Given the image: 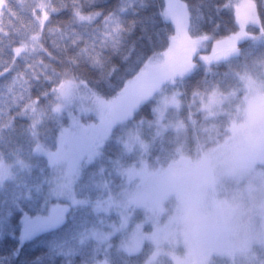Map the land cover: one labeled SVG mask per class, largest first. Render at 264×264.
<instances>
[{
  "label": "rangeland",
  "instance_id": "obj_1",
  "mask_svg": "<svg viewBox=\"0 0 264 264\" xmlns=\"http://www.w3.org/2000/svg\"><path fill=\"white\" fill-rule=\"evenodd\" d=\"M168 5L165 18L175 26L169 46L151 58L129 86H135L144 75L147 79L134 92L125 88L108 99L93 90H80L57 136V149L52 152L59 155L50 166L62 174L61 182L74 207L80 203L76 185L82 169L98 158L86 156L85 145L98 148L113 137L120 147L114 149L118 157L106 160L100 172L112 173L113 179L119 173L121 187L99 202L106 214L116 212L119 222L105 218L99 227L85 234V241L92 239L108 251L115 249L130 257L145 251L147 264H154L160 256L170 257L174 264H264L260 253L264 252V106L222 146L199 161L180 153L176 161L167 165L161 157L159 161L164 164L155 168L149 160L157 137L168 133L177 145L188 138L193 121L184 115L187 108L205 109L221 97L218 89L207 93V97L206 89H202L193 92L186 104L181 99L179 83L196 71L198 62L210 68L240 55V44L255 28L249 24L253 0H237L239 28L213 45L207 37L191 39L188 13L180 0H168ZM240 78L248 95L239 107L264 103V70L255 77L245 73ZM147 80L161 87L151 97L155 100L154 119L141 118L131 125L139 95L144 91L141 89L149 86L145 84ZM0 151L4 152L0 169L9 173L0 179L3 185L29 160L27 152L21 161L9 157L8 149ZM121 152L125 157H119ZM132 155L136 159L129 162ZM39 156L41 153L34 151L32 161ZM100 165L98 162L92 166Z\"/></svg>",
  "mask_w": 264,
  "mask_h": 264
},
{
  "label": "snow or ice",
  "instance_id": "obj_2",
  "mask_svg": "<svg viewBox=\"0 0 264 264\" xmlns=\"http://www.w3.org/2000/svg\"><path fill=\"white\" fill-rule=\"evenodd\" d=\"M253 4L252 35L264 38V0ZM168 7L167 0H0V148L29 160L0 185V264H77V257L95 264L98 253L80 242L87 220L50 166L59 153L48 146L80 90L110 80L117 60L127 64L135 54L142 62L145 49L156 50ZM235 8L234 0L198 8V20L210 25L204 36L215 38L229 18L239 28ZM34 151L44 158L32 161ZM8 174L0 169V179Z\"/></svg>",
  "mask_w": 264,
  "mask_h": 264
},
{
  "label": "trees",
  "instance_id": "obj_3",
  "mask_svg": "<svg viewBox=\"0 0 264 264\" xmlns=\"http://www.w3.org/2000/svg\"><path fill=\"white\" fill-rule=\"evenodd\" d=\"M180 1L184 7L185 4L188 5L185 9L189 17L188 32L191 39L200 40L206 38L203 34V29L210 28V25L198 20L197 9L207 4L209 0ZM236 2L237 0H234V3ZM261 12L264 14V8H261ZM229 29L231 30L230 32ZM236 31V24L232 23L229 18L227 29H221L220 33L215 38L207 37L210 39L209 44L213 45L222 42ZM250 31L253 34L257 32V29L253 28L250 29ZM174 32L175 26L169 21L167 24V32L157 43L156 50L152 51L145 49L146 59L139 62L137 61L136 55L133 54L127 64L117 60L116 63L119 65V69L113 74L112 78L110 80H101L100 83L95 85L91 90L97 95L107 99L118 95V93L125 88L132 89L133 91L134 88L137 87L141 81L144 82L147 77L144 75L143 79L133 87L132 84L129 86L130 81L136 77L139 78V75L148 61L151 58L157 57L168 48L170 37ZM239 47L241 50L240 55L230 61L214 63L210 68L198 62L196 71L186 80L179 83L182 94L181 99L185 101L186 104L191 101L193 92L202 91V89H206L204 94L205 97L208 96L206 95L207 93H211L213 90L218 89L222 98L216 99L208 108H197L194 111H190L187 108L184 111V115L192 119L193 126L189 130L188 138L181 141L179 145H177V143H172L170 140L171 136L168 133L157 137L153 142L149 157L153 167L156 168L164 164V162L159 161L161 157L165 160L166 165L176 161L180 153L190 155L195 161L203 159L218 147L222 146L238 127L242 126L254 113L264 106V103L258 104L252 102L251 104L243 106V108L239 107L240 103L245 101L246 95H248L242 85L240 75L247 73L255 77L264 70V38L251 35L242 42ZM93 75L95 76V73H93ZM148 80L145 84L149 86L145 89H141L144 90V93L141 92L142 95H139L141 99L137 101L139 106L137 111L133 114L131 125H135L141 118L144 120L154 119L153 109L155 107V100L151 97H155L159 93L161 87H159L157 83L149 82ZM140 91L137 94H139ZM129 93L132 92L130 91ZM139 96L131 95V98ZM224 97L226 100H224ZM145 99V102H141ZM89 146L90 144L88 143L87 146L85 145L86 156L97 155L96 157L98 158L82 169L81 176L76 185V194L80 203L73 207L78 216L85 217L87 220L86 228L80 237L81 245L88 248L94 255L98 253L95 264H147L144 255L145 251L137 256L130 257L115 249L108 251L104 246L100 247L92 239H87V241L84 239L85 234L91 229L99 227L105 218L119 222L117 213L113 211L106 214L105 208L99 205V202L116 192L121 187L122 183V177L119 173H116L115 179H113L112 173L107 171L105 174L101 175L100 172L102 164H107L106 160L112 157H118L114 156V149L120 148L119 145H117V141L111 137L105 140L102 145H100L101 147L89 148ZM5 149L7 148H0V150ZM56 149L57 143L48 146V150L50 151ZM121 156L125 157V153L121 152L119 157ZM43 158L44 157L39 156L36 160ZM124 159L128 160L129 158ZM135 159V156L132 155L130 156L129 162H134ZM98 162H101L99 168L92 166L94 163ZM153 172L154 171H151L150 173ZM100 180L102 182H99ZM260 253L264 257V252ZM168 258L170 257L160 256L155 260V263L157 264L159 261H163L164 264H174ZM77 264H79V257H77Z\"/></svg>",
  "mask_w": 264,
  "mask_h": 264
}]
</instances>
